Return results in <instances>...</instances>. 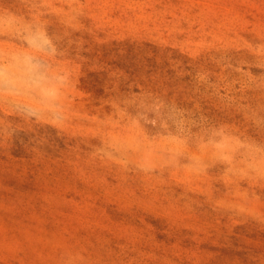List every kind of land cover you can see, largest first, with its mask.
I'll return each mask as SVG.
<instances>
[{
  "label": "rangeland",
  "instance_id": "1",
  "mask_svg": "<svg viewBox=\"0 0 264 264\" xmlns=\"http://www.w3.org/2000/svg\"><path fill=\"white\" fill-rule=\"evenodd\" d=\"M0 264H264V0H0Z\"/></svg>",
  "mask_w": 264,
  "mask_h": 264
}]
</instances>
